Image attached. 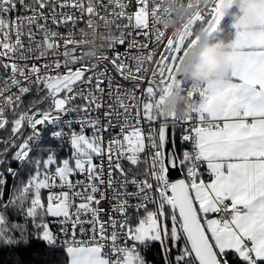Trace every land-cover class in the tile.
I'll list each match as a JSON object with an SVG mask.
<instances>
[{
  "label": "snow or ice",
  "instance_id": "obj_1",
  "mask_svg": "<svg viewBox=\"0 0 264 264\" xmlns=\"http://www.w3.org/2000/svg\"><path fill=\"white\" fill-rule=\"evenodd\" d=\"M193 2L177 28L161 23ZM229 12L0 0V252L18 254L0 264H26L34 242L57 264H152L157 246L162 264H264V47ZM93 19L119 33L95 63L76 31ZM205 37L244 50L226 87L188 79ZM173 95L183 112L166 107Z\"/></svg>",
  "mask_w": 264,
  "mask_h": 264
},
{
  "label": "clouds",
  "instance_id": "obj_2",
  "mask_svg": "<svg viewBox=\"0 0 264 264\" xmlns=\"http://www.w3.org/2000/svg\"><path fill=\"white\" fill-rule=\"evenodd\" d=\"M226 10L231 11V25H235L246 34L250 43L257 47H264V0H225ZM235 8V11L232 9ZM195 11V3L189 8L185 4L172 19L165 20L169 28H177L183 21L191 17ZM207 41L201 47L196 58L188 67V79L193 85L207 84L209 81H222L221 86L226 87L231 82L232 67L237 65L244 54L242 48L220 38L216 41ZM186 96H175L171 107L183 112L182 104ZM167 103V102H166Z\"/></svg>",
  "mask_w": 264,
  "mask_h": 264
},
{
  "label": "built area",
  "instance_id": "obj_3",
  "mask_svg": "<svg viewBox=\"0 0 264 264\" xmlns=\"http://www.w3.org/2000/svg\"><path fill=\"white\" fill-rule=\"evenodd\" d=\"M184 5L185 4H183V3L175 5L173 7L174 13L176 14V12L180 8H182ZM187 6L189 8L192 7V5H190V4H187ZM67 11L69 13H71L72 9L69 8V9H67ZM172 18L173 17L164 18L161 20V23L164 24L166 27H169L166 23H164V21L168 20V19H172ZM229 20L231 21V17L229 18ZM230 21H229V23H230ZM183 22H185V21H183ZM79 27H82V28L80 30L77 28L76 31H77L78 37H80V36L83 37L81 39L80 43L82 44V46L84 48V59L92 61L94 63H95L96 57L102 55L106 51V49L108 47H110V45L117 39V35H119V33L117 32V30L115 28H112V32H110L106 28L105 24L102 21H97L95 19H93V21H92L91 28L85 26L82 21L80 22ZM97 29H99V31ZM53 30H56V28L53 27ZM71 30H72L71 27H69V28L60 27L59 28V31L61 33H66V32L71 31ZM36 39L37 40L41 39V36L38 33L36 35ZM69 47H70V49L68 50L67 55L71 59L72 55L76 51V49L74 47L71 48V45H69ZM142 127L145 131V134H147L149 131V125L147 124V122H145L142 125ZM16 168H18V167H16ZM205 179H207L206 176H205ZM52 228L54 231L56 230L55 225H52Z\"/></svg>",
  "mask_w": 264,
  "mask_h": 264
},
{
  "label": "trees",
  "instance_id": "obj_4",
  "mask_svg": "<svg viewBox=\"0 0 264 264\" xmlns=\"http://www.w3.org/2000/svg\"><path fill=\"white\" fill-rule=\"evenodd\" d=\"M2 134L3 133H0V135ZM61 155H66V153H61ZM11 166L13 168L18 167L16 163H12ZM8 182L9 185H11L12 183L11 177H9ZM6 195H7V190H6ZM12 219L15 220L18 218L12 217ZM157 253H158V246L144 253V255L149 261L152 262V264H162V259ZM19 254L25 260L26 264H57V258L60 256V253L58 251H50L48 248L45 247L43 243H35V242L32 244L30 248L20 250ZM9 255L15 256L18 254L14 252L9 253L7 249H5L3 252H0V256H3L5 259H7Z\"/></svg>",
  "mask_w": 264,
  "mask_h": 264
},
{
  "label": "water",
  "instance_id": "obj_5",
  "mask_svg": "<svg viewBox=\"0 0 264 264\" xmlns=\"http://www.w3.org/2000/svg\"><path fill=\"white\" fill-rule=\"evenodd\" d=\"M230 15H231V11H230L229 14L226 16V20H227V21H228ZM198 51H199V50H198ZM198 51H197V53H198ZM197 53H196V55H197ZM196 55H195V58H196ZM175 96H177V95H173V96H171V97L168 98L167 103H166V107L172 108V107H171V104L173 103V100H174Z\"/></svg>",
  "mask_w": 264,
  "mask_h": 264
},
{
  "label": "bare ground",
  "instance_id": "obj_6",
  "mask_svg": "<svg viewBox=\"0 0 264 264\" xmlns=\"http://www.w3.org/2000/svg\"><path fill=\"white\" fill-rule=\"evenodd\" d=\"M15 168V167H14Z\"/></svg>",
  "mask_w": 264,
  "mask_h": 264
}]
</instances>
